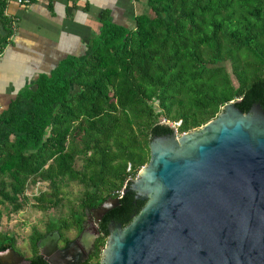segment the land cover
Here are the masks:
<instances>
[{"label":"trees","instance_id":"1","mask_svg":"<svg viewBox=\"0 0 264 264\" xmlns=\"http://www.w3.org/2000/svg\"><path fill=\"white\" fill-rule=\"evenodd\" d=\"M7 2L0 0L6 31L0 53L13 33ZM147 6L150 14L136 16L131 29L105 13L85 55L60 61L0 112V205L8 215L28 206L33 188L44 186L32 207L47 214L62 207L70 185L82 190L75 205L67 200L66 217L33 229L29 264H47L37 248L47 234L57 232L64 247L81 232L87 212L115 198L123 207L126 183L149 162L154 132H173L170 125L179 123L183 134L230 102L245 114L264 97V0H147ZM101 222L81 264L101 261L107 240ZM9 249L17 251L15 237L0 232V252Z\"/></svg>","mask_w":264,"mask_h":264},{"label":"water","instance_id":"2","mask_svg":"<svg viewBox=\"0 0 264 264\" xmlns=\"http://www.w3.org/2000/svg\"><path fill=\"white\" fill-rule=\"evenodd\" d=\"M170 127L152 134L149 162L126 183L123 207L108 199L87 214L95 236L106 215L99 264H264V97L245 114L230 102L180 135ZM89 231L63 250L51 232L38 241L39 256L47 264H80Z\"/></svg>","mask_w":264,"mask_h":264},{"label":"crops","instance_id":"3","mask_svg":"<svg viewBox=\"0 0 264 264\" xmlns=\"http://www.w3.org/2000/svg\"><path fill=\"white\" fill-rule=\"evenodd\" d=\"M4 13L13 33L0 53V112L60 61L85 55L105 13L131 29L134 18L150 10L147 0H31L29 5L8 0ZM5 35L0 22V40Z\"/></svg>","mask_w":264,"mask_h":264},{"label":"rangeland","instance_id":"4","mask_svg":"<svg viewBox=\"0 0 264 264\" xmlns=\"http://www.w3.org/2000/svg\"><path fill=\"white\" fill-rule=\"evenodd\" d=\"M43 189L44 186H39L38 188H33L28 191L27 195L30 198L28 206L16 214L8 215L5 207L0 205V232L8 233L9 235L15 237L17 252L25 258L32 256L29 237L32 234L33 229L43 231L45 223L50 217H66L68 214L67 200H70L73 202V205H75V198L80 192H82L81 188L77 185H70L64 190L66 194V200L62 203V207H59L57 210H53L47 214L35 211L32 207V196L37 194L39 190ZM74 235L75 232L68 234L70 238H73Z\"/></svg>","mask_w":264,"mask_h":264},{"label":"flooded vegetation","instance_id":"5","mask_svg":"<svg viewBox=\"0 0 264 264\" xmlns=\"http://www.w3.org/2000/svg\"><path fill=\"white\" fill-rule=\"evenodd\" d=\"M91 212V210L89 211V212H87V214L88 213H90ZM91 217H92V215H91ZM103 219V218H102ZM102 221V220H101ZM101 221H99V223H97L95 226H96V228H97V231H98V225L100 224V222ZM92 225H90L89 223H87V215H86V221H85V223H84V226H83V228H82V230H81V232L83 231V230H85V231H89V228L91 227ZM80 232V233H81ZM79 233V234H80ZM79 236V235H78ZM77 236V237H78ZM76 237V238H77ZM96 237L97 236H95L92 232H90L89 231V236H88V239H89V243H90V245H89V247H88V251H87V257H88V254H89V251H90V249H91V247H92V244H93V242L95 241V239H96ZM75 238V239H76ZM74 239V240H75ZM74 240H72V241H74ZM71 241V242H72ZM67 246V245H66ZM66 246H62L61 245V241H60V238H59V240H58V242H57V248H58V250H63ZM15 253H18L17 251H15V250H13ZM18 254H20V253H18ZM25 258V257H24ZM87 259V258H86ZM85 259V260H86ZM84 260V261H85ZM83 261V262H84ZM16 262H17V259L15 258V255L13 254V253H8V254H6V251H4V252H0V264H16ZM82 262V263H83ZM26 264H29V262H26ZM81 264V263H80Z\"/></svg>","mask_w":264,"mask_h":264},{"label":"built area","instance_id":"6","mask_svg":"<svg viewBox=\"0 0 264 264\" xmlns=\"http://www.w3.org/2000/svg\"><path fill=\"white\" fill-rule=\"evenodd\" d=\"M14 1H16V3L19 4V5H29L31 3V0H14ZM172 126H174V128L177 130V127L179 126V123L174 124Z\"/></svg>","mask_w":264,"mask_h":264}]
</instances>
